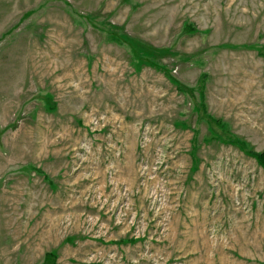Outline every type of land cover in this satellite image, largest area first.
<instances>
[{
	"label": "rangeland",
	"instance_id": "374dc122",
	"mask_svg": "<svg viewBox=\"0 0 264 264\" xmlns=\"http://www.w3.org/2000/svg\"><path fill=\"white\" fill-rule=\"evenodd\" d=\"M264 0H0V264H264Z\"/></svg>",
	"mask_w": 264,
	"mask_h": 264
},
{
	"label": "trees",
	"instance_id": "16d2710c",
	"mask_svg": "<svg viewBox=\"0 0 264 264\" xmlns=\"http://www.w3.org/2000/svg\"><path fill=\"white\" fill-rule=\"evenodd\" d=\"M257 159L264 165V153L258 154Z\"/></svg>",
	"mask_w": 264,
	"mask_h": 264
}]
</instances>
